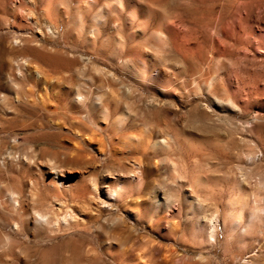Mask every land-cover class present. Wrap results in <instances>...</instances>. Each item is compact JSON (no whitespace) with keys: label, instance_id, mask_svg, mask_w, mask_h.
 Here are the masks:
<instances>
[{"label":"rangeland","instance_id":"rangeland-1","mask_svg":"<svg viewBox=\"0 0 264 264\" xmlns=\"http://www.w3.org/2000/svg\"><path fill=\"white\" fill-rule=\"evenodd\" d=\"M180 1L165 0V12L171 15L185 5ZM233 2L240 6L243 76L237 79L233 68L238 55L229 48L223 57L227 72L214 63L217 75L211 83L208 76L197 83L196 72L207 66L210 42L220 51L221 45L210 31L180 27L177 56L170 60L177 69V93L167 96L176 121L163 126L176 143L165 141L162 153L126 148L119 134L102 132L97 111L80 115L64 106L0 102V157L12 151L14 160L27 157L85 187L76 197L57 195L40 185L28 187L13 171L0 173V264H264V0H228L232 18ZM2 26L0 67L4 40L15 34L13 29L5 34L1 20ZM200 54L204 60L196 64ZM213 82L221 88L213 90ZM73 120L84 124L83 132L70 125ZM128 135L140 137V132ZM119 185L130 186L126 203L112 201V211L102 208L103 190ZM10 191L18 192L15 210L3 203ZM62 202L80 211L77 223L61 224L62 207L53 213L57 225L52 232L22 226L27 214H52ZM211 230L214 240H209ZM111 232L117 239L108 254L104 242Z\"/></svg>","mask_w":264,"mask_h":264},{"label":"bare ground","instance_id":"bare-ground-1","mask_svg":"<svg viewBox=\"0 0 264 264\" xmlns=\"http://www.w3.org/2000/svg\"><path fill=\"white\" fill-rule=\"evenodd\" d=\"M181 1L185 5L180 4L168 15L165 0H0V22H5V34L10 29L15 30V34H10L3 44L5 60L0 67V102L17 107L64 106L80 115L97 111L103 118V121L98 119L103 122L102 132L119 134L126 148H134L133 152L138 149L144 153L151 149L154 153H162L168 146L165 141L175 146V136L165 127L176 121L170 108L173 105L167 96H176L177 93V69L170 60L177 56L179 28L189 25L193 29L200 27L206 33L210 31L221 45L220 51L210 42L209 55L205 59L207 66L204 71L196 72L197 83L207 76L211 83L214 63L225 69L223 57L229 48L238 55L233 68L237 79L244 69L240 57L243 36L238 2H233L236 13L232 18L228 0ZM216 21L217 27L214 28ZM3 28L0 27V34ZM196 48L202 52L201 45ZM198 56L194 59L196 64L204 60L202 54ZM214 83L212 89L216 90L220 85L216 87ZM216 101L212 98V102ZM70 125L76 131H84L80 120H73ZM135 130H139L140 137L128 135ZM12 156L10 151L0 157V173L13 171L28 187L40 185L57 195L72 194L73 197L75 193L76 197V194L85 192L83 185L74 184L71 175L63 171L45 169L27 157L14 160ZM134 164L142 165L140 162ZM26 173H29L27 178ZM129 191V185L107 187L101 193L100 205L112 211L111 202L126 203ZM17 196L16 191L7 192L3 203H9L15 210ZM63 203L54 208L52 214H27L22 226L36 233L40 226L54 231L57 224L52 216L62 207L65 208V217L61 224L77 223L80 211ZM233 223L234 228L238 226L237 220ZM14 225L15 230L20 231L18 223ZM7 239L11 240L10 237ZM115 239L111 232L109 240L104 242L108 254L113 252ZM209 240H214L212 230Z\"/></svg>","mask_w":264,"mask_h":264}]
</instances>
